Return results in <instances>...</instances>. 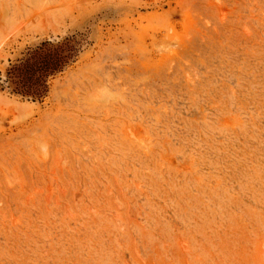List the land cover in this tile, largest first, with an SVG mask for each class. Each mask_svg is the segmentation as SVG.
<instances>
[{
    "label": "rangeland",
    "instance_id": "374dc122",
    "mask_svg": "<svg viewBox=\"0 0 264 264\" xmlns=\"http://www.w3.org/2000/svg\"><path fill=\"white\" fill-rule=\"evenodd\" d=\"M0 264H264V0H0Z\"/></svg>",
    "mask_w": 264,
    "mask_h": 264
}]
</instances>
